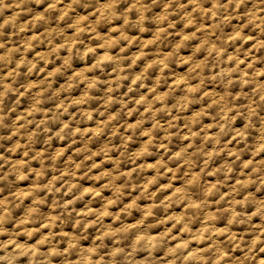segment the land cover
I'll return each mask as SVG.
<instances>
[{"label":"clouds","instance_id":"clouds-1","mask_svg":"<svg viewBox=\"0 0 264 264\" xmlns=\"http://www.w3.org/2000/svg\"><path fill=\"white\" fill-rule=\"evenodd\" d=\"M0 264H264V0H0Z\"/></svg>","mask_w":264,"mask_h":264}]
</instances>
